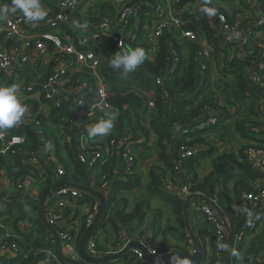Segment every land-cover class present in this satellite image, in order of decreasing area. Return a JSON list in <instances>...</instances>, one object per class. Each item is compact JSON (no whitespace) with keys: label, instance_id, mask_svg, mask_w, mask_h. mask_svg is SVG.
<instances>
[{"label":"built area","instance_id":"2783aa9c","mask_svg":"<svg viewBox=\"0 0 264 264\" xmlns=\"http://www.w3.org/2000/svg\"><path fill=\"white\" fill-rule=\"evenodd\" d=\"M249 4L252 16L250 24L244 26V17L237 16L229 19L225 14L216 13L214 16L205 14L206 21L209 25L208 38L210 44L204 43V38L198 32L188 31L184 29L186 24L185 11L187 8L195 7L197 0H152L148 12L142 16L140 8L136 4L133 6L126 3L118 15L116 20L110 19L109 15L99 17L97 20L88 23L86 19L81 18L82 37L76 40L63 37L58 34L61 27L72 24V18L78 13L79 8L85 0H59L54 8V12L47 16L40 23L34 24L27 22L23 14H11L7 19H0L2 25V34L4 36L5 47L0 46V79L4 84L10 80H16V72L24 69L28 63L32 68L41 69L47 74L46 99L53 101L56 109H60L63 105L62 101H57V94L62 85L68 84V89L74 93L72 104L76 106H87L90 115L101 114L114 111L109 103V99L113 95L111 87L121 84L131 79V73L124 74L116 72L112 74V80H108L110 72L104 73L100 71V62L95 55V48L109 39L115 43L117 49L126 51L134 46L145 45L147 49L146 59L148 55H155L158 51V42L164 35H170L174 41L168 47L169 74L166 75L165 82H170L177 70L181 71L184 63L181 59L180 44L186 40L189 42L193 62L196 64L198 74L204 73L207 68L211 67L210 54L213 50L226 52L228 44L240 45L245 47L254 37L256 32L264 29V14L260 10L261 0H244ZM4 5V1L0 0V6ZM254 5V6H253ZM150 20L151 25L143 23ZM87 25L86 28L82 27ZM145 25V26H144ZM37 28L38 32L31 35V30ZM142 28V30H140ZM141 31V32H140ZM49 58V59H48ZM48 59V60H47ZM243 62L246 63L244 71L245 86L256 88V123L245 125L242 138L247 141L242 147L243 155L248 166L260 174H264V55L253 50L246 53ZM42 62H44L42 64ZM51 67V71L47 68ZM105 70V69H104ZM89 78L74 80L80 73ZM230 72H232L230 70ZM91 77V79H90ZM231 79V78H230ZM73 81H75L73 83ZM209 81L211 86L199 79L196 87L190 94H183L184 97L206 99L202 114L196 119L184 125L180 130L182 135H192L194 131L203 130H221V125L225 121V116H230L231 112L227 106L226 111L220 110L218 99L213 98L212 93L215 88L223 87L221 85V76L217 71L209 73ZM111 82V83H110ZM166 84V83H165ZM164 77L154 78L153 84L149 90L138 89L135 96H138L143 102V107L149 110L155 109V103L150 100L146 102V95L161 88L162 99L164 102L169 100L168 93L165 91ZM129 93V92H127ZM125 93V94H127ZM181 96V95H180ZM182 98V96H181ZM196 104V102H195ZM27 109V108H26ZM236 115H238L236 113ZM32 124V128L41 130L42 123L36 119V115L32 114L29 109L25 113V119L21 120L15 127L10 129H0V155L1 156H17L21 152V147L26 143V136L23 134H13L15 130ZM69 125H75L76 120L70 119ZM86 126L85 131L88 133ZM224 131L222 133H225ZM84 135V134H83ZM82 135V136H83ZM80 136V138L82 137ZM209 141V146H185L177 148V163L175 170H179L180 163L185 160L193 159L201 156L204 152L212 150V157H218L222 154L230 153V147L218 141ZM195 137V136H194ZM135 142L129 140H111L108 143L109 150L104 152L97 148H91L90 152L78 157L79 161L84 163L88 168L93 169L95 165H102L107 162L110 154H116L122 162L121 180L125 181L132 177L136 172V148ZM48 147L43 150H37L29 155L22 156V163L33 167L42 168V160L48 157ZM63 170H56V179L63 174ZM183 176H186L183 173ZM49 174L40 170L39 180L45 182ZM188 177V176H187ZM36 184L33 177L27 176L21 178L17 182L16 190L23 197L30 193V189ZM58 184V183H57ZM1 190V186H0ZM162 190L174 196L181 198L186 202L190 198L188 204L192 206L201 215L204 223L212 230L213 233V258L212 264H234L232 255L247 234L255 232L257 229V218L264 214V187L254 189L253 192H242L239 196V202L233 203L232 208L234 215L240 219L243 218L245 223L240 227L238 234L231 235L230 225L227 217L220 211L221 186H217L216 194L212 198H204L189 193V184L182 183L179 180H167ZM108 184L103 182L100 185L99 192L104 196L107 195ZM53 196L61 200H80L83 193L79 190L69 187H61L57 189ZM54 198V197H53ZM24 203V200H21ZM0 207V213L2 212ZM97 209L93 207L92 213L87 215L84 223L87 227L94 219ZM63 216H50L48 220L49 226L57 232L61 243L66 246L71 245L74 239L71 231L56 229L58 220H62ZM68 218V217H67ZM2 217H0V220ZM25 224V222H23ZM69 224V223H68ZM29 228V227H28ZM25 227L21 232H25ZM151 235H145L139 238L138 243L146 248L148 253L157 258H164L167 252L163 247L151 244ZM96 236H92L86 247L89 256L98 258L101 252L97 247ZM111 245H109L110 248ZM113 247V246H111ZM21 251L17 242L14 240H4L0 238V256L10 260V254H17ZM135 261L139 263L145 259L144 254L138 249L129 251ZM171 264V263H168ZM196 264H209L208 260L200 261ZM246 264H264L263 256H254L246 261Z\"/></svg>","mask_w":264,"mask_h":264},{"label":"crops","instance_id":"0c3cea01","mask_svg":"<svg viewBox=\"0 0 264 264\" xmlns=\"http://www.w3.org/2000/svg\"><path fill=\"white\" fill-rule=\"evenodd\" d=\"M3 1H4V5L11 3V0H3ZM58 1L59 0H40L41 4L47 11V16H49L54 12V8ZM151 1L152 0H85V2L79 8L78 13L73 16L72 24H70L69 26L61 27L60 30H58V34L61 36V38L66 36L70 39L76 40L77 38L82 37V33L80 30L81 18L86 19L88 23H91L97 20L99 17L109 15L111 17L110 19L115 21L119 11L126 3H128L127 5L129 6H133L134 4L139 6L140 13L142 16H144L149 10ZM204 7L215 8L216 13L225 14L229 19H233L237 16L244 17V26H248L250 24V21H252L251 9L249 8L248 2L244 0H197L196 6L187 8L185 14L195 16L196 20H198L199 18L203 19L205 18V13H203L201 9ZM19 14L22 13L20 11H17L14 15H19ZM37 23H40V21L35 22L34 24L37 25ZM143 23H146L147 25H151L149 19L147 21H143ZM206 24H207L206 30L197 28L196 32L202 35V37L204 38V43L208 45L210 44V39L208 38L209 25L207 21ZM140 30H142V28H140ZM37 32L38 29L33 28L31 30V35H34ZM162 38L163 39H160L159 42L162 40L163 48L164 46L166 47V54H165L166 57L163 62L164 69H159L158 73L165 74L161 77V79L164 77V84L166 83L167 86V82H165V80L167 79L166 75L169 74V70H170L167 51L169 45H171L174 39L170 35H164ZM110 42L111 41L109 39L105 38L104 42L95 48V55L100 62V71H103L104 69H107V67L111 66L110 59L114 53H112L111 51ZM159 42H158L157 53L155 55L153 54L148 55V58L146 59V62L150 63L153 67L157 65V61H158V56H159L158 53L160 49ZM0 46L5 47V41H4V36L2 34L1 24H0ZM141 46L144 47L145 45H141ZM144 50L147 55V49L144 48ZM180 50H181V59L182 62L184 63V66L188 67L191 65V63L195 64L193 62L190 53V50L192 49L189 48L188 41L186 40L182 41V43L180 44ZM251 50L260 53L261 55H264L263 30H261L259 33L256 32L254 37L250 40L249 44L245 47L244 46L241 47L240 45L228 44V49L226 52L222 53L218 50H213L210 54L211 67L210 68L208 67L204 73L198 74L199 79L210 87L211 83L209 81V73L211 71L219 72L221 76V85L223 87L215 88L213 90L212 96L213 98L218 99L217 100V102L219 103L218 108L220 110L227 112L225 108V106H227V108H229L231 112L228 113L230 116L228 117L225 116V121L223 124H221L224 126H222L221 130L217 131V130L208 129L203 131H194L193 134L195 138L199 137L202 139V142L198 143L197 145H201L205 147L209 146L210 144L209 141L212 138L211 135H213L212 141L215 140L218 142L225 141V143L223 144H226L230 147V153L235 155H239L240 151L241 153H243L242 147L244 146V144L247 143V141L242 138L244 126L249 124H255L257 122L256 121L257 95L256 92L255 93L251 92V89L245 86L247 89H245L243 93H240V100L237 101L234 100L232 96L231 97L230 95L228 96V92L230 91L231 88H235L237 84V81H234V78L241 75L242 73L239 70L240 67H236V66H240L244 63L242 59H244L246 53H248ZM100 52H102V56L99 55ZM104 60H106V62ZM43 63L44 62H42V64ZM234 68L236 69L235 74H234ZM47 70L51 71V67H48ZM230 70L232 72H230ZM241 77H243V73ZM14 78H16V80L14 81L10 80L6 84H4L0 79V86H10L13 84L19 85L20 86L19 96L21 102L24 104V106L27 109L29 108L26 106V103H31L33 105H36L40 117L42 116L41 118H43L41 130L35 129L37 132V137L36 139H34L33 142L32 140L29 139V137L25 133H22L23 135L27 136L28 144L23 147V149L21 150V154L22 156H26L28 158L31 153L39 149L43 150L45 146H47L48 149L46 154H48V157L42 160V165H43L42 168L31 167L36 172L37 179L33 178L36 180V184L30 189V193L25 197H23L16 190L17 182L20 179L14 181L16 179V176L13 175L15 172H17V168L14 165L15 160H13L11 156H4L0 158L5 163L4 166L0 165V186H1L0 207L4 211L6 209V205L10 206L13 204L12 203L13 201L18 200L21 208L28 215L27 218L23 221L25 222V224H23V222L18 223L17 221L15 227L13 225V219H10L9 222L3 224L2 222L7 218V216L6 215L2 216V219L0 220L1 221L0 225L2 227L4 225L3 235H5L6 238H11V240L19 239L22 234L21 231L25 227V230H31L34 238H36L37 236L41 240V238L43 237L49 240V242L56 244L51 232L48 231V229H46L43 223L41 222L39 209H38L41 197L44 194H46L49 190H51L53 186L57 185V183L58 184L63 183L56 181V176H55L56 170L58 168H61L63 170L65 168L64 166H66V164L68 163L69 157L71 155H73L75 159H78L79 156L85 155L86 153L90 152L91 148H97L104 152H107L109 150L108 143L112 139L113 140L135 139V142H137L134 145V147L136 148L135 156L137 157L138 164L134 176H136L137 178V184L134 186L132 192L128 193L122 191L120 186H118V182L121 181L122 162L121 159L116 154H110L108 156L107 162L102 165H97V166L95 165L93 169L87 167L89 174V184L91 188H93L96 191H99L100 185L103 182H106L108 184L107 193L109 192V190L112 191V189H117V191L113 192L112 208L110 210L109 217L107 218L110 221V223L106 222L103 225V227L95 234L97 239L96 241L97 247L98 250L101 252L100 257H103L109 254H115L120 252L131 242L138 243L137 240H139V238L145 235L152 236L150 241L152 245L158 246L159 248L163 247L161 246L160 243L162 241L161 240L162 236L160 235V233L162 234L165 230L171 233L178 227L176 226L175 223H172L171 226L174 229L170 231L167 229V226L163 228L162 227L163 224H160L159 227L160 233L159 235H157V237L153 238L152 235L153 230L151 228L152 226L151 224H153V221L155 220L157 221L159 219L165 223L162 215L164 210L170 213L171 216L170 209L162 205L157 199L153 198L154 200L151 202L150 211L148 212L146 218L144 219L145 220L144 223L141 224L140 226H137L135 223H132L128 227L124 226L118 222V220L114 217L113 214V212H116V210L117 211L123 210V212L126 214L131 213L135 206V203H137L142 197L145 196L149 197V194L146 190V186L148 182V173L152 167L159 165L158 152L155 147L156 135L150 126V115L152 111L147 108L144 109L143 106L142 107L139 106L137 109H131L130 111V109L126 108L125 106L124 109L121 111V113L119 111H111L101 114L99 113V114L90 115L87 106L85 105L76 106L75 104H72V100L74 99V93H72L68 89V84L62 85L60 91L57 94L56 100L62 101L63 105L60 109H56L53 105V101L47 100L45 97L46 91L48 89L46 85L47 74H44V72L41 69L36 70L35 68L31 67L30 63H28L24 69L18 70L16 72V77ZM84 78H89V76H85L81 72L77 77H75L74 80L76 81L77 79H84ZM150 79L152 80L151 84H153L154 77H151ZM75 81H73V83ZM166 86L165 88H167ZM136 90L137 87L132 86L128 92L133 94L136 93ZM143 98L140 100H143ZM145 99L146 102L152 100L155 103L156 92L154 91L152 93L147 94ZM182 99L187 101L192 100L187 96L184 98L182 97ZM195 102L196 101H194L193 104H195ZM249 109L254 110L253 114H251L252 111H250ZM113 113L117 115H116V119L113 121V128L110 130V132L107 135H103V136L97 135L95 137H89L88 133L85 131L86 126L89 124L95 125L96 123L102 120L109 119ZM236 113L238 115H236ZM24 119L25 116L23 117L22 120ZM70 119L76 120V124L69 125L68 122ZM188 123H184L181 126L180 125L178 126V124L174 123L173 127L170 128L169 130L172 131L173 134L181 135L180 130L178 129L179 128L181 129L184 125H187ZM31 125L32 124L29 123L26 124L25 127ZM118 127H121L123 129L122 133L118 131ZM223 130L227 131L224 133L225 136L222 135ZM80 136L82 137L80 138ZM212 152H213L212 150H209L204 152L201 156L198 157L196 156L193 159L185 160L184 162H182V165L186 163L185 165L189 166L188 168L183 167L184 170L186 171V172L184 171L183 173L185 175L188 174L187 176L189 177H192V174L196 173L197 175L196 179L202 181L210 173L211 162L216 158L215 156L212 157L211 155ZM19 158H20L19 160L20 163L27 166L25 163H22L23 157H19ZM6 169H9L11 173H9ZM41 169L42 171H45L49 174V177L45 182H40L39 180ZM232 177L229 180H225V179L220 180L217 185V186H221V194L222 192L224 193L226 197L225 198L226 201L233 199L232 191L234 189V180L232 179ZM256 181H258L259 183L264 181V174H262V177L258 178L254 182ZM122 185L126 187L129 186L126 184H122ZM90 198L87 200L82 198V201L76 202L71 200H61L60 198H56L52 194L45 201L44 204L45 219L48 222L50 216H63L64 218L62 220H58V225L56 229L74 232L73 236L75 238L76 231L78 230V228L82 223V218H86L87 215L91 214L93 207H96L97 211L99 209V201L96 198H92V197ZM22 199L24 200V203H21ZM34 208L37 209V212L35 211ZM152 211H155L157 213L158 218H156L155 220L153 218L156 215L153 218H150L148 216L149 213ZM187 214H188V222H189L188 224L191 231L193 228L192 238H194V226H195L194 222L197 224V226L203 225L204 227L201 226V228H205L208 230V232L205 233L203 230L198 228V230L202 233L201 236L203 238L199 236L200 238V239L198 238L199 243L198 242L197 243L200 245L201 252L204 251L206 257L210 256L211 251L213 250V241L211 238V235L213 237L212 230L204 223L201 215L197 214L194 208L189 204L187 208ZM170 218L171 221L174 222V217L171 216ZM147 221L149 223V228L144 230L143 227L146 226L145 224L147 223ZM262 227H264V214L260 215L257 218L256 231L247 234L245 238L242 240L243 246L241 247L240 251L237 252V257L234 259L232 255V258L234 259V264H241V262L243 261L246 262L247 257L244 256L241 258V255L244 251L246 252L248 247H252L257 242L256 238L259 235L258 234L259 230L261 232ZM117 231L119 234L118 239L116 237ZM187 234H188V228H187ZM195 236L198 237L197 235ZM187 238H189V240L192 242V238L189 234ZM109 245L113 247L110 246L109 248ZM246 245H247V249H245ZM61 246H62L61 247L62 255L64 257L73 260L75 262H79V263L82 262V259L78 255V250H76L72 245L66 246L65 244L61 243ZM163 249H165V251L167 252V256L173 253L174 251L175 252L182 251V250H176L174 248L169 250L166 247H163ZM193 252L194 249L192 252L188 251L189 254H192ZM21 254L22 251H18L17 254H13V253L10 254L9 255L10 260H6V258L0 256V264H13L15 260L21 258ZM252 255H254V253ZM254 256H261V253L255 254ZM122 257H120L115 261L109 263H101V264L150 263L146 259H144V261L141 263H139V261H135L132 263L128 259L122 260ZM53 258L55 263H52L50 260L39 259L42 261H40L37 264H50V263L68 264L65 261L59 259L58 255L56 256V258L55 257Z\"/></svg>","mask_w":264,"mask_h":264},{"label":"trees","instance_id":"16d2710c","mask_svg":"<svg viewBox=\"0 0 264 264\" xmlns=\"http://www.w3.org/2000/svg\"><path fill=\"white\" fill-rule=\"evenodd\" d=\"M260 10L264 14V0H261ZM186 24L184 26L185 30L196 32L197 28H201L202 30L207 29V24L205 18H199L196 20V17L193 15H185ZM264 31V29H263ZM209 33V31H208ZM167 35V34H166ZM163 39V38H161ZM168 41V40H167ZM108 43V42H107ZM160 43V49L158 53V61L157 65L153 67L150 63L144 62L138 66L134 73L131 74V79L126 80L121 84H116L115 87H111V92L113 95L109 99V103L114 108V111H121L126 108L130 109H137L139 106L142 107L143 103L138 96H135L132 93H127L132 86H136L138 89L149 90L150 86L152 85L151 77L160 78L165 74H159V69L163 68V62L165 59L166 54V47L163 48L162 40ZM110 47L112 53L121 52L119 49L116 48L115 43L112 41L110 42ZM145 48L141 45L134 46ZM132 48V49H134ZM131 50L127 49L126 51ZM145 51V50H144ZM168 52V51H167ZM123 53V52H121ZM164 53V54H163ZM239 70L243 73V77L241 75L234 78V81H237L235 88H231L228 92V96H232L234 100H240V93H243L245 89V80H244V72L246 67V63L244 62L240 66ZM104 73L110 72V76L108 80H112V74L116 72H121L122 70L113 69L111 66L107 67V69L103 70ZM116 71V72H115ZM236 69L234 68V74ZM199 81L198 72L196 70V64H192L188 67L183 66L182 70L177 72L173 75V79L170 82H167V88H165L166 92L168 93L169 100L164 102L162 99V90L161 88H156V99H155V109L151 110L150 115V126L153 132L156 135V142L155 147L158 152V161L159 165L152 167L148 173V182L146 186V190L149 194L148 196L142 197L137 203L131 213H124L123 210L113 212L114 217L118 220V222L124 226H130L132 223H135L137 226H140L144 223V219L146 218L148 212L150 211L151 202L154 200L153 198L157 199L162 205L169 208L171 211V216L174 217V222L176 226L180 229H184L186 227L185 220H184V210L186 209V202L183 201L181 198L174 196L170 193L165 192L162 190L163 184L169 181H177L179 180L182 183L189 184V193L191 195H198L202 196L206 199L211 198L214 196L216 192L217 185L220 180H229L232 176L234 178V189L232 191L234 196V202H239V196L242 192H253L254 190L252 186L249 185L250 181H255L258 178L262 177V174L258 173L257 171L251 169L245 161L243 153H239V155H235L232 153L222 154L216 157L211 162V170L210 173L201 181L196 179V173L192 174V177L183 176V172L185 171L184 168H188L189 166L182 165L179 170H175V166L178 160L177 157V148L185 147V146H195L198 143L202 142V139L194 137L192 135H180V134H173L172 131L169 129L173 127L174 123L178 124V126L191 122L192 120L196 119L202 114L204 105L207 103L206 99L200 98H193L192 100H183V94H190V92L196 87ZM111 83V82H110ZM151 84V85H150ZM251 92L257 93L256 88H249ZM127 93V94H125ZM181 95V96H180ZM196 101V104H193ZM26 106L30 109L32 114L36 115V119L43 123V118L40 117L38 112L37 106L31 103H26ZM255 107V106H253ZM146 109V108H144ZM252 109V108H250ZM249 109V110H250ZM251 114H253L254 110ZM255 125V124H254ZM122 128L118 127V131L122 133ZM13 134H22L25 133L32 142L37 137V132L32 126L28 127H21L20 129L12 132ZM224 135V133H222ZM26 136V143L21 147V150L24 146L28 144V138ZM135 141V139H132ZM1 146V143H0ZM70 150V149H69ZM72 150V149H71ZM21 152H19V157L21 156ZM13 160H15L14 165L17 168V172L14 173L13 176H16V180L25 178L27 176L33 177L37 179L36 172L29 167L28 165L25 166L24 164L20 163V158L17 156L9 155ZM71 155L69 157L68 163L64 166L65 170L63 169V174L59 176L56 181L63 182V183H70V184H83L86 175L88 174L87 166L75 159L74 156ZM3 156L0 155V158ZM137 161V157H136ZM4 161L0 159V165L4 166ZM184 167V168H183ZM9 173L10 170L6 169ZM186 172V171H185ZM13 181V182H14ZM122 184H126L129 186H123ZM137 184L136 176H132L128 178V180H121L118 182V186H120L122 191L125 192H132L134 186ZM117 191V189L109 190L106 195V209L102 215V218L98 224L97 230L95 234L103 227L106 222L110 221L107 219L109 217L110 210L112 208L113 203V192ZM220 200V211L223 215H225L229 221L230 230L232 235L238 234L240 231V227L245 223V220L240 219L238 216L234 215V211L232 210V205L230 200H225V195L222 192ZM89 196H84V199H89ZM91 199V198H90ZM233 200V199H232ZM13 204L10 206L6 205V209L0 213V217L6 215L7 218L2 222L3 224L9 222L10 219H13V225L15 227L16 222H23L27 218V214L21 208L18 200L13 201ZM37 212V209L34 208ZM161 212V211H159ZM85 218H82V223L78 230L76 231V236L74 240L70 243L71 245L78 250L79 242L86 231V225L84 223ZM1 223V221H0ZM167 229L172 231L174 228L171 226L172 223H167ZM152 228V235L153 238L157 237L158 231L160 230V223L158 221H153L151 224ZM4 227V225H3ZM3 227L0 225V238L10 241L11 238H6L4 234ZM94 234V236H95ZM74 235V232H72ZM116 237L118 239L119 234L118 231L116 232ZM17 242L18 246L20 247L22 254L21 258L15 260L13 264H30L36 260L43 259V260H50L52 263H55L54 258H56L57 254V247L56 244L49 242L46 238H40L36 236L33 237V233L31 230H26L22 232L19 239H12ZM162 246V245H161ZM243 246V241L239 242L237 247L235 248L233 258L237 257V252L240 251L241 247ZM173 247V246H172ZM169 248V247H168ZM176 250H182L180 247H173ZM253 250L248 252L247 260L251 257ZM251 254V255H250ZM206 255L204 251H202V259L201 261L206 260ZM128 259L130 262H135V257L128 252L126 255L122 257V260ZM233 259V260H234ZM246 260V261H247ZM214 258L209 261V264H212ZM150 264V263H145Z\"/></svg>","mask_w":264,"mask_h":264},{"label":"clouds","instance_id":"9594fccd","mask_svg":"<svg viewBox=\"0 0 264 264\" xmlns=\"http://www.w3.org/2000/svg\"><path fill=\"white\" fill-rule=\"evenodd\" d=\"M20 11L27 22L35 23L43 21L47 11L40 0H11L10 4L0 6V19H7L10 14ZM208 16L216 14L215 8L204 7L201 9ZM82 27L86 28L87 25ZM146 59L143 48L136 47L123 53L116 52L111 56L110 65L113 69L122 70L124 74L133 72ZM19 85L0 86V129H10L21 122L27 111L19 96ZM113 113L109 119L102 120L88 128L89 137L107 135L113 128L116 119ZM171 264H188L185 258L174 256L170 258Z\"/></svg>","mask_w":264,"mask_h":264},{"label":"water","instance_id":"95a60500","mask_svg":"<svg viewBox=\"0 0 264 264\" xmlns=\"http://www.w3.org/2000/svg\"><path fill=\"white\" fill-rule=\"evenodd\" d=\"M166 86V84H165ZM167 87V86H166ZM38 130V129H37ZM61 187H71V188H75L80 190L82 193L92 197V198H96L99 201V209L97 211V213L94 216L93 221L91 222V224L87 227L84 235L82 236L80 242H79V246H78V255L80 256V258L82 259V262H75L73 260H70L66 257H64L62 255V250H61V242L58 238L57 232L54 228H52L51 226H49L48 222L45 219L44 216V204L45 201L52 195L54 194V192L61 188ZM190 198H188L186 200V209L184 212V220L185 223L187 225L188 228V234L191 236L192 238V231L189 227V222H188V214H187V208H188V202H189ZM39 215H40V220L43 223L44 227L46 229H48V231L51 232V234L53 235V238L55 240L56 246H57V254L59 259L65 261L68 264H101V263H109L112 261H115L117 259H119L120 257L126 255L131 249H138L140 250L144 256L145 259L152 263V264H168L171 263L170 258L174 257V256H179L182 258H185L188 261V264H196L199 263L202 259V252H201V248L200 245L196 242V240L194 238H192V242L194 245V252L192 254H189L186 251H176L171 253L170 255L164 257V258H157V257H153L151 256L148 251L146 250V248L144 246H142L139 243L136 242H131L130 244H128L124 249H122L120 252L115 253V254H109L107 256H103V257H99V258H93L91 256L88 255L87 251H86V247H87V243L89 241V239L95 234L98 224L102 218L103 213L105 212L106 209V197L99 191H96L94 189H92L90 187L89 184V175H86L84 183L82 185H74V184H70V183H60L57 184L55 186L52 187L51 190H49L46 194H44L39 202ZM42 260H37L34 261L33 263L30 264H37ZM229 262V258L226 261V264H228ZM50 263V262H49ZM52 264V263H50Z\"/></svg>","mask_w":264,"mask_h":264},{"label":"rangeland","instance_id":"374dc122","mask_svg":"<svg viewBox=\"0 0 264 264\" xmlns=\"http://www.w3.org/2000/svg\"><path fill=\"white\" fill-rule=\"evenodd\" d=\"M99 55L100 56H102V52H100L99 53ZM105 62H106V60H104ZM225 136V135H224ZM228 138V137H227ZM220 143H225V141L224 142H220ZM233 180H234V178H232ZM254 181H250V185L252 186V188L253 189H250V190H256V189H258V188H261V187H264V181H262L261 183H259L258 181H256V182H254ZM75 185V184H74ZM79 185H82V184H79ZM69 188H71V187H69ZM72 189H75V188H72ZM93 189V188H92ZM76 190H78V189H76ZM80 191V190H79ZM84 196H86V194H84L83 193V197L82 198H84ZM233 197V200H230V203L231 204H233V202L235 201L234 200V196H232ZM82 198L80 199V200H76V202H78V201H82ZM153 210H155V209H153ZM156 215V216H155ZM162 215H163V220L165 221V223L162 221V220H157V221H159L160 222V224H163L162 225V227L163 228H165L166 227V225H168L167 223L168 222H171V223H173L172 221H171V216H170V213H168V212H166V210H164L163 211V213H162ZM150 218H153L154 216V220L156 219V218H158V216H157V213L155 212V211H152V212H150L149 213V215H148ZM202 217V216H201ZM156 221V220H155ZM146 226H144L143 227V229L144 230H146L147 228H149V223H148V221H147V223L145 224ZM194 238H195V240H196V242H198V238H199V236H201L202 235V233L198 230V228L199 229H201V230H203L205 233H207L208 232V230L207 229H205V228H201V226H203V225H200V226H197V224L194 222ZM204 227V226H203ZM176 228V227H175ZM192 228V227H191ZM207 230V231H206ZM192 231H193V228H192ZM159 233H160V230L158 231V235H159ZM196 233V234H195ZM259 235H258V237L256 238L257 240V242L252 246V247H248V249H247V245L245 246V249H247L246 250V252L244 251L243 253H242V255H241V258L242 257H244L245 255H248V252L250 251V250H253V252L252 253H254V254H260L261 253V256H263L264 257V227H262L261 228V232H260V230H259V233H258ZM160 235L162 236L161 237V245L163 246V247H166L167 249H172L173 247H180L181 249H183V251H189V252H192L193 251V249H194V246H193V244H192V242L189 240V238H187V236H188V234H187V228L185 227L184 229H180V228H177V229H175L173 232H171V233H169V231H164L162 234L160 233ZM195 235H197L198 237H196ZM202 237V236H201ZM203 238V237H202ZM211 238H212V241H213V237H212V235H211ZM200 239V238H199ZM199 243V242H198ZM173 246V247H172ZM169 247V248H168ZM173 251V250H172ZM175 252V251H174ZM251 255V254H250ZM245 257H248V256H245ZM213 258V250L211 251V255L210 256H208L207 258H206V260H208V262L211 260ZM247 260V259H246ZM241 264H246V262H241Z\"/></svg>","mask_w":264,"mask_h":264}]
</instances>
